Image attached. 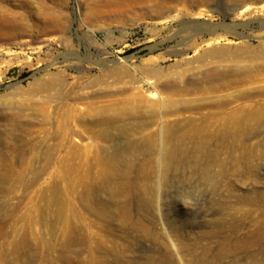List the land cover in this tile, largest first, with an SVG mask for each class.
Here are the masks:
<instances>
[{
  "label": "rangeland",
  "instance_id": "obj_1",
  "mask_svg": "<svg viewBox=\"0 0 264 264\" xmlns=\"http://www.w3.org/2000/svg\"><path fill=\"white\" fill-rule=\"evenodd\" d=\"M55 1H0L28 16L0 23V264H264V0ZM165 132L245 134L220 175L189 141L164 175ZM120 174L155 188L153 211L88 193ZM254 221L257 248L221 245Z\"/></svg>",
  "mask_w": 264,
  "mask_h": 264
},
{
  "label": "bare ground",
  "instance_id": "obj_2",
  "mask_svg": "<svg viewBox=\"0 0 264 264\" xmlns=\"http://www.w3.org/2000/svg\"><path fill=\"white\" fill-rule=\"evenodd\" d=\"M1 2L5 1V0H0ZM50 1V3L52 4L51 6H48L47 4H42L41 6L47 8V9H51L52 7H55L57 6V3H56V6H55V0H48ZM26 2V1H25ZM66 3V2H65ZM21 6H25L27 7L28 6V3H24V4H20ZM65 5V4H64ZM38 9V8H37ZM54 9H52V11H48V13H34L32 15V13L30 15H32V17L30 19H33L34 23L36 22H40V21H43V22H49V21H54L57 19V15L54 13ZM25 15V14H24ZM28 16H22V15H18L17 13H14V12H9L7 11L6 9H3L2 7H0V23L1 24H18L19 23V20H23V19H26ZM28 20V19H27ZM24 22V21H23ZM34 23H32L31 26H29V28L25 31V33L28 31V32H34L36 30V26L34 25ZM24 24V23H23ZM26 27V25H25ZM244 134L245 132H186V136L184 135H175L173 132H165V136H164V141H163V150H162V161L160 162L161 163V168L162 170L164 171V175L166 174L167 171H169L170 169L172 168H175L174 170L176 171V169H182L183 165H184V155L187 151V149L184 148L183 146V142L185 141H189V143L192 145V150L188 151L193 159L195 160V164H201V163H204V162H207L208 161H213L214 164H216L218 167H219V170H218V173L219 175L221 174L220 172L223 171L222 170V167H224L225 165V162H222L220 159H219V156H218V152L221 150V149H234V147H237V143L240 142V141H243V137H244ZM201 154V158H198L199 155L197 154ZM200 162V163H199ZM223 163V165H222ZM173 171V170H172ZM180 171V170H179ZM163 174V173H161ZM205 177L202 176V179L205 181L207 179H213L214 177L213 176H209V172H205ZM113 176V175H112ZM169 177V176H168ZM165 178V177H164ZM164 178L161 177V179L164 180ZM167 178V177H166ZM165 180H168L165 179ZM164 180V181H165ZM134 182V181H133ZM131 181V179L128 177V176H125L124 174H120L117 178H106L104 180H101L98 185L96 186V184H94L96 187L94 188H86L88 189V193L92 196L93 198V195L96 197V199H99V195H101V193H106L109 197H110V200L112 199V201L110 202H113L115 199H117L118 197H121L123 199H119L120 201H115L113 202L115 204V211L117 215H119L120 217L122 216L125 220L126 219H129L131 218V216L133 215L134 212H138L139 214L143 213L146 214L147 211L149 210H152L153 211V207L155 206L154 205V201L156 199V190L154 187L152 186H144V187H137L134 183ZM166 182V181H165ZM165 184V183H164ZM167 184V183H166ZM210 184L213 185V188H212V192L215 193V191H217V188H218V182H214L212 181V183L210 182ZM93 185V186H94ZM136 186V187H135ZM164 186V185H163ZM92 187V185L90 186ZM168 190V189H167ZM211 191V190H210ZM211 192V193H212ZM105 194V195H106ZM178 196V195H177ZM98 197V198H97ZM101 198V197H100ZM106 199V198H105ZM102 200V198L100 199ZM97 201V200H96ZM107 202V201H105ZM104 201H102V208H101V211L100 209H98L99 212H104L105 210H109V209H106L105 207V203ZM109 202V203H110ZM105 203V204H104ZM218 202H216L217 204ZM92 204V203H91ZM111 204V203H110ZM113 204V205H114ZM112 205V204H111ZM91 206V205H90ZM99 206V204H98ZM107 206V205H106ZM218 206V204H217ZM93 208V206H91ZM101 207V206H100ZM107 207H110L109 205ZM156 207V206H155ZM224 207V206H222ZM114 209V207H113ZM217 210H220L221 211V208L220 206L216 208ZM215 209V210H216ZM225 209V208H224ZM111 210V209H110ZM217 210L215 212H217ZM111 212V211H110ZM106 214V212H104ZM112 213V212H111ZM148 213V212H147ZM110 214V213H109ZM115 214V213H114ZM102 215V214H100ZM108 215V214H106ZM103 216V215H102ZM110 216L112 217V215L110 214ZM114 216V215H113ZM118 216V217H119ZM145 216V215H144ZM147 216V215H146ZM149 216V215H148ZM229 216V215H228ZM149 218V217H148ZM223 218V217H221ZM220 218V219H221ZM245 218V217H244ZM106 219V218H105ZM225 219V218H224ZM132 220V219H131ZM138 220V221H137ZM140 219H136V221H134V226L133 228L136 229V230H132L135 232L138 231V229L141 231L140 234H142L144 236V238L146 237H149V238H152L153 237V234L152 232H150L149 228L143 226V225H139V221ZM232 220V219H231ZM127 221H130V220H127ZM223 221V219H222ZM257 221V220H256ZM254 221V222H256ZM121 223V226H122V220L120 221ZM126 222V221H125ZM123 221V223H125ZM228 222V221H227ZM226 222V224L228 225V223ZM262 222V220H261ZM132 223V221H131ZM216 223V222H215ZM218 223V222H217ZM221 223V222H220ZM243 223V222H242ZM260 223V222H259ZM258 222L254 223L256 226H254L255 228L250 231L251 233H247L246 235H244L242 238L238 237L239 234H237L235 236V233H238L237 230L236 232L234 231V228H230L229 231H227L228 233H224L226 234L225 238H223V240L220 242L219 239L218 241L221 243V245L225 246L226 244H228L229 242L232 241V239H234L232 242L233 244L232 245H235L237 244L238 246V243L240 244V246H247L250 242H252L251 244H249L251 247H258L259 246V242H260V234H261V225L259 224ZM127 224V223H126ZM125 224V225H126ZM130 224V222H129ZM147 224V223H146ZM253 224V222H252ZM123 225V226H125ZM131 225V224H130ZM128 225V226H130ZM156 225V224H155ZM219 224H217L218 226ZM107 226V225H106ZM222 226V225H221ZM221 226H219L221 228ZM230 226V224H229ZM237 226V225H236ZM105 227V226H104ZM156 227V226H155ZM228 228V227H227ZM176 230V229H175ZM153 231V230H151ZM177 231V230H176ZM126 232V231H125ZM159 232V231H158ZM174 232V231H173ZM179 232V231H178ZM216 232V231H215ZM218 232V231H217ZM235 232V233H234ZM127 233V232H126ZM139 233V232H137ZM177 233V232H176ZM157 235V233H155ZM154 234V235H155ZM217 236V233H214ZM122 235V234H121ZM120 235V237H122ZM137 235V234H135ZM133 235V236H135ZM155 235V236H156ZM210 236H213V235H210ZM219 236V235H218ZM241 236V235H240ZM141 237V236H140ZM157 237H160V236H157ZM124 236L122 237V240H123ZM135 238V237H134ZM133 238V240H134ZM155 237H153L152 239H154ZM213 238V237H212ZM216 238V237H215ZM143 239V238H142ZM141 239V240H142ZM151 239V240H152ZM159 239V238H158ZM221 239V238H220ZM229 239V240H228ZM247 239V240H246ZM249 239V240H248ZM140 240V241H141ZM144 240V239H143ZM142 240V241H143ZM160 240V239H159ZM128 241V240H127ZM136 241V239H135ZM158 241V240H157ZM156 241V242H157ZM165 241V240H164ZM217 241V242H218ZM247 241H249V243L247 244ZM134 242V241H133ZM155 242V241H154ZM216 242V244H217ZM228 242V243H227ZM219 243V244H220ZM133 244V243H132ZM160 244V243H159ZM218 244V246H219ZM248 245V246H249ZM236 246V245H235ZM164 247V246H163ZM162 247V248H163ZM168 247V246H167ZM166 247V248H167ZM252 247V248H253ZM159 248V247H158ZM245 248V247H244ZM250 248V247H249ZM248 248V249H249ZM251 248V249H252ZM255 248V250H256ZM232 249V248H231ZM234 249V248H233ZM238 250V248H235ZM243 249V248H242ZM254 249V248H253ZM115 250V249H114ZM117 250H120V249H117ZM220 250V249H219ZM228 250V249H227ZM236 250V251H237ZM244 250V249H243ZM241 250V252L243 251ZM247 250V249H246ZM123 251V250H122ZM210 251V250H209ZM221 251V250H220ZM235 251V250H234ZM232 251V252H234ZM235 251V253H236ZM239 251V250H238ZM248 251V250H247ZM250 251V250H249ZM219 252V251H218ZM231 252V253H232ZM244 252V251H243ZM242 252V253H243ZM261 252V251H260ZM258 252V253H260ZM225 253V252H224ZM223 253V255H224ZM240 253V251H239ZM246 253V251H245ZM113 254V253H112ZM150 254V253H149ZM166 254V253H165ZM218 254V253H217ZM119 257L117 258V260H122L123 259V253H118ZM210 255V254H209ZM222 255V256H223ZM235 255V254H234ZM116 256V255H115ZM114 256V257H115ZM150 256V255H149ZM214 256V255H213ZM220 255H217V256H214L212 258V260L214 258H219V257H222ZM198 257V256H197ZM126 258V257H125ZM131 258V257H130ZM129 258V259H130ZM137 258V257H136ZM201 258V257H200ZM211 258V257H210ZM91 259V258H90ZM255 259V258H254ZM253 259V260H254ZM259 259V258H258ZM199 260V259H198ZM201 260V259H200ZM211 260V261H212ZM251 260V262H255V261H252V259H249ZM256 260V259H255ZM148 261H151L150 258H148ZM167 261V257H164V259L162 258L161 262H164ZM203 261V260H202ZM214 261V260H213ZM219 261V260H218ZM196 262V261H195ZM256 262L258 263V260H256ZM148 264H151V262H147ZM203 263V262H202ZM214 263V262H213ZM212 263V264H213ZM256 263V264H257ZM251 264V263H250ZM255 264V263H254Z\"/></svg>",
  "mask_w": 264,
  "mask_h": 264
}]
</instances>
